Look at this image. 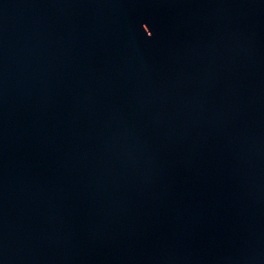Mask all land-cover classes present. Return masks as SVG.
I'll return each instance as SVG.
<instances>
[{
	"label": "water",
	"instance_id": "obj_1",
	"mask_svg": "<svg viewBox=\"0 0 264 264\" xmlns=\"http://www.w3.org/2000/svg\"><path fill=\"white\" fill-rule=\"evenodd\" d=\"M0 264H264V0H0Z\"/></svg>",
	"mask_w": 264,
	"mask_h": 264
}]
</instances>
